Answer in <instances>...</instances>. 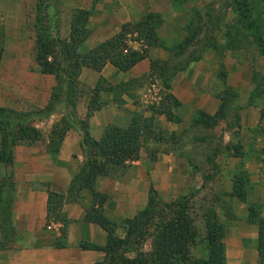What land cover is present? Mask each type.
Wrapping results in <instances>:
<instances>
[{
	"label": "rangeland",
	"instance_id": "1",
	"mask_svg": "<svg viewBox=\"0 0 264 264\" xmlns=\"http://www.w3.org/2000/svg\"><path fill=\"white\" fill-rule=\"evenodd\" d=\"M77 8L91 9L89 26L92 33L107 27L108 34L112 35L119 32L124 23L137 22L147 14H154L157 37L155 45L146 46L137 39L136 34L128 33L129 47L144 50L153 68L151 72L127 79H133L129 88L134 90V102L140 107L137 112L145 115L146 108L153 111L157 105L156 100L150 96L153 84L158 87L162 97L167 93L173 94L172 88L182 93L194 91L203 94V91L215 95L225 87L238 91L239 96L226 119L211 127L202 120L192 121L190 127L179 136H171L168 129L166 139L170 141L172 148L189 158L186 163L183 161L187 166L197 174V169H201L203 173L200 179L195 175L190 191L184 194L189 196L187 210L195 223L197 241L192 248L193 257L198 260L208 257L205 241L206 209L213 205L220 220L226 225L224 240L228 264H235L240 259H244V264H261L257 250H249L248 255L240 257L233 249L239 243L235 240L237 232L244 227H251L252 223L247 220V216H231V211L236 214L237 204L231 201L230 193L227 192V176L223 177L220 171L222 167H227L226 158L233 153L234 147L242 145V152L254 164V178L250 176L248 198L244 206L248 209L252 205L264 216V119H259L260 111L264 109V0H0V53L3 58L0 95L9 98L15 86L22 90L39 84L31 76V73L35 75L40 71L36 59L38 40L48 49L50 59L68 69L70 55L62 52L61 45L70 35L72 15ZM80 51L85 52L82 46ZM223 72H226L225 80ZM181 75L187 77L182 78ZM67 76L66 71H61L60 80L57 81V77L53 75L55 81L52 94L54 91L55 94L52 109H48L51 98L45 106L29 104L23 97L17 104L21 108L16 104L15 107L0 105L2 218L7 215L6 198L11 192L10 177L15 161L16 144L10 145V137L17 135L18 138L22 125H34L42 130V137L36 142L47 141L46 147L49 150L51 134L59 135L67 124V116H62L61 113L68 105L62 104L58 109L59 102L66 95V90H69ZM46 81L47 78L41 80L42 83ZM103 83L108 85L109 81ZM76 85V96H81L85 88L79 78ZM135 112L125 111L117 118V124H126ZM123 115L126 117L122 118ZM148 116L153 117V113ZM158 118L159 115L154 114L155 121ZM61 121L62 124H59ZM20 142L29 144L27 140ZM160 145L164 146L165 143L149 139L144 142L140 154L154 158L155 150ZM89 149L92 147L88 151ZM201 152H207L213 158L200 160ZM218 155L221 164L215 159ZM222 159L225 162L222 163ZM163 201L166 200L161 197L156 200L153 211L164 210L162 215H166ZM171 209L168 215L173 213V207ZM144 222L145 219L136 227L134 225L135 232L130 242L121 246L120 255L135 257L142 251L152 253L154 230ZM120 228L122 229L116 233L124 237L128 225L121 223ZM3 235L0 233V237ZM9 237L13 247H17L19 243L15 235L11 233ZM249 242L248 238L244 244ZM228 247L230 251L234 250L230 255ZM104 263L111 264L110 261Z\"/></svg>",
	"mask_w": 264,
	"mask_h": 264
},
{
	"label": "crops",
	"instance_id": "2",
	"mask_svg": "<svg viewBox=\"0 0 264 264\" xmlns=\"http://www.w3.org/2000/svg\"><path fill=\"white\" fill-rule=\"evenodd\" d=\"M108 33L109 29L107 27L93 31L83 43V50L87 51L102 40L113 36ZM151 71L148 57L137 62L128 71H119L111 62H108L100 72L91 67L83 66L79 80H81L85 91L81 96L75 95L73 97V94L69 93L67 89L66 95L59 102L58 109L62 104L68 106L61 113L62 116H67V129L59 145L58 152L51 153L46 147L47 141L42 143V140L32 144L22 142L16 144L14 168L10 177L14 188L11 221L16 230V238L19 244L17 247L0 250V264H99L106 261L107 253L105 250L86 249L80 246L82 241L100 246H104L107 242L106 230L93 220H85L87 207L92 202V195L84 192L81 203L65 202L63 210L71 220L67 229V246L57 247L55 242L61 234L60 229L56 226L51 230L46 228L49 190L66 194L73 177L87 162L88 140L86 131L89 132L90 139L99 140L109 124H117L119 120L117 118L122 113L128 110L131 112L140 110V107L134 102L132 94L134 90H131L125 82L130 76L136 77ZM1 73L2 67L0 75ZM53 75L42 73L41 70L36 72L35 75L31 73V76H34L39 84L34 88L27 86L22 90L15 86L13 91L10 94L8 93L9 98L0 95V105L15 107L14 105L19 104V99L23 97L28 100V103L30 102L29 104L45 106L52 96L55 81ZM100 76H104L111 85L123 84V92L120 98L123 99L124 103L121 105L117 103L113 91L103 90L101 99L104 101V106L96 110L88 122L85 123L88 105L93 94L92 89L96 86ZM181 76L182 78L187 77L186 75ZM46 78L47 81L42 83L41 80ZM153 86L155 85L153 84ZM154 88H151L152 91L150 89V96L156 100L157 105H161L164 97L159 94L160 91H158L157 86ZM171 91L179 101V104L172 108L175 118L170 120L166 113H159V118L156 121L165 130L163 134L165 138H162L159 142L168 146H161L163 145L161 144V147L155 150L154 158L141 155L123 173L98 178L97 189L108 195L103 206L104 213L110 220L117 223V232L122 229L120 224L125 219L133 218L147 206L151 184H154L161 198L166 201H174L190 191L192 180L197 174L193 168L185 164L189 158L186 155H181L178 150L169 145L170 141L166 139V133L169 129L171 136L181 135L190 127L197 111L203 110L209 114H214L221 100L212 92L202 91L203 94L194 93V91L192 93H182L175 90V88H172ZM70 96L75 99V104L70 102ZM254 106L252 105V107ZM17 107L21 108L18 105ZM145 113V116H148L153 111L146 108ZM124 117L126 115H123L122 118ZM259 119H264L261 116V111ZM53 122H56V120ZM59 124H62V121ZM47 126L48 124H46ZM199 157L200 160L206 161L212 159L213 155L201 152ZM227 157H229L226 158L227 167H222L220 172L223 177L227 176V192L231 193L233 174L243 164L253 179L254 164L252 160L246 157V154L243 157L229 154ZM215 159L220 163L219 155ZM223 159L222 163L225 162ZM197 171V177L202 178V170L197 169ZM229 197L232 202L237 204V216H248L249 211L244 206L246 201H241L231 194ZM250 226L239 230L235 237V240L239 243L233 249L236 250V255L240 257L248 255L249 250H257L258 252V227L253 223ZM248 238L250 242L244 244ZM233 249L230 251L229 247L227 248L229 255L234 252ZM231 264L233 263L231 262ZM235 264H244V259L236 261Z\"/></svg>",
	"mask_w": 264,
	"mask_h": 264
},
{
	"label": "trees",
	"instance_id": "3",
	"mask_svg": "<svg viewBox=\"0 0 264 264\" xmlns=\"http://www.w3.org/2000/svg\"><path fill=\"white\" fill-rule=\"evenodd\" d=\"M90 16L91 9L87 8H77L73 12L70 35L61 45L62 52L70 55L71 63L68 69L62 68L56 61L50 59L46 46L40 40L37 41L36 59L41 72L54 74L57 77V81H59L60 72L66 71L68 73V91L73 94V97L76 95V84H78V78L83 66L91 67L100 72L108 62H111L119 71H128L137 62L147 57L144 50L140 51L139 49L129 47L128 33L133 32L136 34L137 39L143 44H146V46H153L157 41L154 14L150 13L137 22L124 23L120 31L115 35L98 43L91 49L81 52L80 47L92 34V29L89 26ZM2 59V54L0 53V69ZM222 65L224 64L222 63ZM151 69H153L152 66ZM223 76L225 80L226 72H223ZM106 80L104 76H100L96 86L92 89L93 94L88 105L87 120H85V123L88 122L96 110L104 106V101L101 99L103 90L113 91L117 103L119 105L124 103L123 99L120 98L123 92V84L118 86L111 84L104 85L103 82ZM132 80L130 79L125 82L128 87ZM54 94L55 91L51 96L48 109H52L54 106ZM238 96V91L225 87L217 95L221 103L216 112L209 114L203 110H199L195 114L193 121L202 120L208 127L216 125L227 118L230 108ZM69 100L73 104L76 103L72 96H70ZM178 104V99L173 94L167 93L162 104L155 105L153 117L145 116L136 111L127 124H109L99 140L90 139L89 132L86 131L88 140V147L86 149L88 155L87 162L73 177L66 194L49 190L46 228L52 221L62 224L60 227L61 234L55 242L57 247L67 246V229L71 221L63 210V205L67 201L81 203L83 201V193L88 192L92 195V202L87 207L85 220H93L99 223L107 232V242L104 246H100L95 243L82 241L80 246L86 249L105 250L107 253L106 261H110L111 264H227L226 243L224 240L226 225L220 220L213 205L206 209L205 241L208 248V257L205 260L195 259L192 254V248L197 238L193 216L187 210L188 195H184L183 198L174 201H163V206L166 208V215H162L164 210L153 211L154 202L159 200L160 196L154 184H151L147 206L133 218H127L122 222V224L128 225L124 237H120L116 233L117 223L110 220L103 210L108 195L97 189L98 178L102 176H116L125 172L126 169L131 167L132 162L141 156L140 153L144 142L149 139L159 142V140L165 138L163 137L165 130L155 121L154 114L166 113L170 120H174L175 116L172 108ZM261 116L262 118L264 117V109L261 112ZM236 124H239V122L236 121ZM66 129L63 127L59 135H56V133L51 134L49 148L51 153L58 152ZM55 135L58 139L54 137ZM41 137L42 130L40 128L34 125H22L19 137L17 138V135L10 137V145L21 143L20 140H27L29 144H32L41 139ZM90 147L92 149L88 151ZM232 154L237 157H243L242 145L235 146ZM1 160H3V156L0 154ZM10 161H12L11 158ZM232 181L233 188L230 194L241 201H246L248 198L250 175L248 169L243 164L233 174ZM9 191H11L10 195L6 198V218L0 216V233L4 234L0 237V250L13 247L10 243L11 237H9L11 233L16 238V230L11 221V205L14 195V188L11 182ZM171 207L174 209L173 213L168 215L169 211L172 210ZM209 211H211V214H209ZM248 211L247 220L256 224L258 227L257 249L259 262L262 264L264 262V216L252 205L248 207ZM231 214L234 218L237 216L233 211H231ZM157 218H160V220H157ZM144 219V224H149L154 230V249L152 253L148 254L142 251L141 253H137L135 257H124L120 255L119 250L121 246L130 242L135 232L134 225L136 227Z\"/></svg>",
	"mask_w": 264,
	"mask_h": 264
},
{
	"label": "built area",
	"instance_id": "4",
	"mask_svg": "<svg viewBox=\"0 0 264 264\" xmlns=\"http://www.w3.org/2000/svg\"><path fill=\"white\" fill-rule=\"evenodd\" d=\"M137 49V48H136ZM155 85V84H154ZM155 87V86H154ZM58 225V226H57ZM55 226L58 228V229H60V227L62 226V224L60 223V222H54V221H52L49 225H48V228H55Z\"/></svg>",
	"mask_w": 264,
	"mask_h": 264
}]
</instances>
